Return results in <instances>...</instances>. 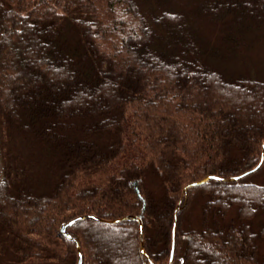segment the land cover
<instances>
[{"label":"trees","instance_id":"trees-1","mask_svg":"<svg viewBox=\"0 0 264 264\" xmlns=\"http://www.w3.org/2000/svg\"><path fill=\"white\" fill-rule=\"evenodd\" d=\"M261 42L264 0H0V264H169L177 211L172 264H264V163L183 190L260 161Z\"/></svg>","mask_w":264,"mask_h":264},{"label":"water","instance_id":"water-1","mask_svg":"<svg viewBox=\"0 0 264 264\" xmlns=\"http://www.w3.org/2000/svg\"><path fill=\"white\" fill-rule=\"evenodd\" d=\"M263 163H264V141L262 143V152H261L260 161L258 162V164L255 167H253V168H251L249 170H246L243 173H240L238 175L231 176L229 178L221 177V176H217V175H212V174L207 175V176L203 177L200 180H196V181H192V182L187 183L184 186V189H183L184 193H187L189 188H191L193 186L201 185V184L207 182L210 179H218V180H238V179H241V178H243V177H245V176H247V175H249V174H251V173H253V172L257 171V170H259L261 168V166L263 165ZM133 217L135 219H137L138 222H139V225H140L141 250H142V252H144L146 254V251H145V248H144V225H143V221L138 216L134 215ZM86 218H91V219H95V220H99V221H109V222L120 220V219L106 220V219L101 218V217H99L97 215H94V214L79 215V216H77V217H75L73 219H70L66 223H64L61 226V229H60L61 232L63 234H65L67 237L72 238V236H71V234H70V232L68 230L69 227L72 226L75 222H77L79 220L86 219ZM177 225H178V211L175 213V218H174V223H173L172 246H171L169 264H172L173 259H174L175 248H176ZM76 244H77V247H78V263L77 264H83L84 257H83V253H82V249H81L79 241H76Z\"/></svg>","mask_w":264,"mask_h":264},{"label":"rangeland","instance_id":"rangeland-1","mask_svg":"<svg viewBox=\"0 0 264 264\" xmlns=\"http://www.w3.org/2000/svg\"><path fill=\"white\" fill-rule=\"evenodd\" d=\"M256 52H258L259 54H261V56H264V42H261L260 44H258V47H256L255 49ZM247 67H248V61H247ZM250 182H256V183H264V167L259 171L254 173L250 178H248ZM236 209L237 207L234 206L232 207V209L230 210L229 214L227 215V218L230 217V215L236 213ZM187 217L190 221V224L192 225H199L200 219H201V209H200V205H197L196 203L193 204L188 210H187ZM261 216H258V218H256V222L257 223H262L264 224V213H260ZM230 219V218H229ZM198 227V226H196ZM261 244V245H260ZM259 251L261 256L264 258V241H261V243H259Z\"/></svg>","mask_w":264,"mask_h":264}]
</instances>
